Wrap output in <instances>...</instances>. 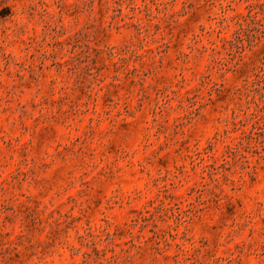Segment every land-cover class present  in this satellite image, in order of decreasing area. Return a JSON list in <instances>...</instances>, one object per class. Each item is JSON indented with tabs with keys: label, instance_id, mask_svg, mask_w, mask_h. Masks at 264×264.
Instances as JSON below:
<instances>
[{
	"label": "rangeland",
	"instance_id": "374dc122",
	"mask_svg": "<svg viewBox=\"0 0 264 264\" xmlns=\"http://www.w3.org/2000/svg\"><path fill=\"white\" fill-rule=\"evenodd\" d=\"M0 264H264V0H0Z\"/></svg>",
	"mask_w": 264,
	"mask_h": 264
}]
</instances>
